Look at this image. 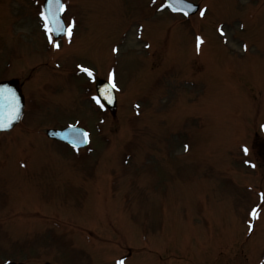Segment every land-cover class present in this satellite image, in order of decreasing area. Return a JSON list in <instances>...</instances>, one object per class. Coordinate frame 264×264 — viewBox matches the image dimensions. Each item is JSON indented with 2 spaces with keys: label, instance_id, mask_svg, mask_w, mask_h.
Masks as SVG:
<instances>
[{
  "label": "rangeland",
  "instance_id": "374dc122",
  "mask_svg": "<svg viewBox=\"0 0 264 264\" xmlns=\"http://www.w3.org/2000/svg\"><path fill=\"white\" fill-rule=\"evenodd\" d=\"M42 1L0 0V80L27 95L0 134V264H264V0H64L59 47ZM72 124L86 148L45 135Z\"/></svg>",
  "mask_w": 264,
  "mask_h": 264
},
{
  "label": "snow or ice",
  "instance_id": "6c2138e0",
  "mask_svg": "<svg viewBox=\"0 0 264 264\" xmlns=\"http://www.w3.org/2000/svg\"><path fill=\"white\" fill-rule=\"evenodd\" d=\"M51 2V0H50ZM54 2L60 6V10L63 11L64 5L61 3V0H54ZM186 14V13H185ZM204 13L201 12V15ZM41 17L45 19V31L49 33V40L50 42H53L56 47H59L58 43H55L52 34L56 33L59 35L62 32L66 31V27L64 25V22L59 19V17L56 14H53L51 16H46L44 12L40 13ZM55 24V27L52 25ZM67 31L68 34L71 35V25L67 26ZM202 43V38L197 37V45ZM81 71L85 72L90 78H93L94 74L93 71L89 68H85L81 66ZM109 85L104 86V87H99L98 88V95L94 96L93 99L95 102L100 105L101 107H104L103 101H107L111 103V100L109 99L108 96L105 95V92L108 88L115 90L116 89V84L112 82V77H109ZM18 97L16 96L15 92L11 89H8L7 87H2L0 88V106L7 107L10 109V111L13 113L12 118L15 119L18 116L19 113V107H18ZM10 125H6L2 122H0V128L8 127ZM85 139H87V133L83 134ZM243 151L245 153L248 152L247 146L243 147ZM253 216L257 215V210L253 209L252 210ZM117 264H124L123 260L118 261Z\"/></svg>",
  "mask_w": 264,
  "mask_h": 264
},
{
  "label": "water",
  "instance_id": "95a60500",
  "mask_svg": "<svg viewBox=\"0 0 264 264\" xmlns=\"http://www.w3.org/2000/svg\"><path fill=\"white\" fill-rule=\"evenodd\" d=\"M176 2V7H181L182 9H184L187 12H194L197 9V6L192 4V3H185L183 1L180 0H174ZM170 4L174 5L172 0H169ZM55 6L57 8V4L55 3ZM59 12V9L56 11L52 12L53 14H56ZM58 16V15H57ZM59 17V16H58ZM59 19L61 20V18L59 17ZM63 33V32H62ZM62 33H60L59 35H61ZM56 34V36H59ZM108 84L105 82H101L99 81L97 84V87H104L107 86ZM2 87H7L8 89H11L15 92L16 96L18 97V107H19V113L18 116L13 119V113L10 111L9 108L7 107H3L0 106V122L6 124V125H10L8 127H4V128H0V130L3 129H10L14 126V124L18 121L21 111L23 109L24 106V97L21 94V90L18 86V81L16 79L13 80H9V81H5V82H1L0 83V88ZM106 91H108L112 97V101L110 103L111 107H115V95L112 92V89L108 88ZM106 95V92H105ZM109 95V94H108ZM48 133L52 136V137H58L60 139H64L66 141L71 142L72 144L78 145V146H82L87 142V139H85L84 137V131L80 128H67L65 130H49Z\"/></svg>",
  "mask_w": 264,
  "mask_h": 264
}]
</instances>
